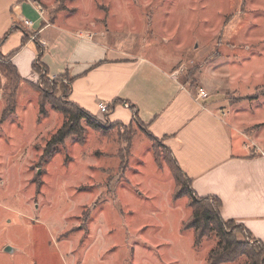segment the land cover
Wrapping results in <instances>:
<instances>
[{"label": "rangeland", "instance_id": "1", "mask_svg": "<svg viewBox=\"0 0 264 264\" xmlns=\"http://www.w3.org/2000/svg\"><path fill=\"white\" fill-rule=\"evenodd\" d=\"M31 1L61 26L94 24L111 44L146 39L145 53L194 92L219 93L211 99L244 133L236 138L264 152V0ZM61 85L64 74L18 83L15 109L1 120L11 83L0 59V264H204L216 239L193 244L173 159L136 117L100 116L101 129L82 121L84 142L68 137L43 155L64 121L51 105L69 101Z\"/></svg>", "mask_w": 264, "mask_h": 264}, {"label": "crops", "instance_id": "2", "mask_svg": "<svg viewBox=\"0 0 264 264\" xmlns=\"http://www.w3.org/2000/svg\"><path fill=\"white\" fill-rule=\"evenodd\" d=\"M6 32L0 43L1 65L2 57L9 56L18 83L38 79L32 66L38 45L48 75L64 74L71 80V102L98 117V103L103 102L112 122L127 124L136 116L149 134L163 139L194 194L219 198L221 217L242 224L264 246V152H250L236 138L244 133L229 112L221 110V101L211 99L219 93L199 87L207 96L197 98V91L180 80L163 58L145 53L146 39L134 47L111 44L94 24L61 26L31 0H0V39Z\"/></svg>", "mask_w": 264, "mask_h": 264}, {"label": "trees", "instance_id": "3", "mask_svg": "<svg viewBox=\"0 0 264 264\" xmlns=\"http://www.w3.org/2000/svg\"><path fill=\"white\" fill-rule=\"evenodd\" d=\"M8 33L6 32L0 39V43L6 38ZM37 47L38 56L34 59L32 66L39 75L38 79H41L43 74L48 75V73L46 67L40 62L41 49L38 45ZM2 58L4 60L2 65L5 67L11 83V91L6 94V105L1 114V120H4L15 109L16 87L20 77L14 67L8 63L9 56H3ZM70 84L71 80H69L68 87L60 86L62 91L66 89L65 93L67 96H69ZM54 101L58 103L55 98H51V105L63 114L64 121L45 143L43 155H46L47 158L56 153V147L61 145L68 137H74L81 143L84 142L85 130L81 126L82 121L92 129H101L102 127L100 117L87 112L70 100L57 105ZM64 104L70 106L68 107ZM38 105L42 113V102L40 101ZM129 107L131 109L135 108L134 105H129ZM135 117L133 116V118ZM173 162L175 164V181L181 186V189L176 193V197L186 196L189 199L188 205L191 208V213L185 220L184 227L192 230L193 244L195 246L199 245L203 239L211 236L216 239L214 247L207 252L204 264H222L235 262L239 259H243L240 264H263L264 246L262 242L253 237L242 224H235L233 219H223L221 217V202L219 198L215 196H196L191 188L190 179L182 173L174 159ZM180 172L183 179L179 175Z\"/></svg>", "mask_w": 264, "mask_h": 264}, {"label": "built area", "instance_id": "4", "mask_svg": "<svg viewBox=\"0 0 264 264\" xmlns=\"http://www.w3.org/2000/svg\"><path fill=\"white\" fill-rule=\"evenodd\" d=\"M25 24L26 25H30V21L25 20ZM207 96V93L201 89L198 88L197 89V98H205ZM124 106H129L127 103L123 102ZM98 111L100 112L101 116L104 118H107V115L109 113V108L107 106V104L103 103V102H99L98 103Z\"/></svg>", "mask_w": 264, "mask_h": 264}, {"label": "water", "instance_id": "5", "mask_svg": "<svg viewBox=\"0 0 264 264\" xmlns=\"http://www.w3.org/2000/svg\"><path fill=\"white\" fill-rule=\"evenodd\" d=\"M4 251H6V252H10V251H12V249H11L9 246H5V247H4Z\"/></svg>", "mask_w": 264, "mask_h": 264}]
</instances>
